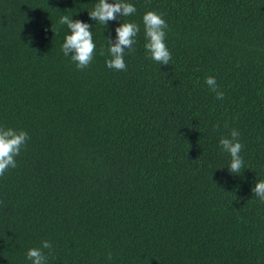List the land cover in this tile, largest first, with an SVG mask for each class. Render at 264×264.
<instances>
[{"label": "trees", "instance_id": "16d2710c", "mask_svg": "<svg viewBox=\"0 0 264 264\" xmlns=\"http://www.w3.org/2000/svg\"><path fill=\"white\" fill-rule=\"evenodd\" d=\"M97 2L0 0V126L29 135L0 177V264H31L44 240L47 264H264V0H125L136 13L106 26ZM147 11L170 65L145 50ZM62 15L92 25L84 70ZM123 22L140 32L115 71L105 38ZM232 129L239 175L219 144Z\"/></svg>", "mask_w": 264, "mask_h": 264}, {"label": "clouds", "instance_id": "9594fccd", "mask_svg": "<svg viewBox=\"0 0 264 264\" xmlns=\"http://www.w3.org/2000/svg\"><path fill=\"white\" fill-rule=\"evenodd\" d=\"M136 7L125 2V0H98L93 9L88 12L90 20L96 21L106 26L109 21H115L118 17H128L135 14ZM143 26L146 43L144 45L149 58L160 65H170L172 59L171 53L167 48L166 29L168 24L162 15L155 11H147L143 15ZM61 25H67L70 34L66 35L61 50L65 56H70L71 60L79 70L89 67L96 51V44L93 41L92 25L81 20H73L67 15H62L58 21ZM140 32V27L134 22H123L115 28L116 37L113 41L110 37L105 38L107 41V54L110 56L105 61L106 66L115 71H126L127 65L124 61L126 50L128 53L134 51L133 44L135 38ZM100 55H105L104 48H101ZM205 83L211 91L216 93V99L222 100L224 92L219 90L215 77L208 76ZM219 127V125H215ZM240 133L232 129L228 137H222L219 140L221 149L231 157L230 165L227 167L231 174L239 175L244 168V161L240 153L243 145L239 142ZM29 135L24 130L5 128L0 126V177L10 168L17 167L16 157L20 155L21 150L26 146ZM252 192L259 200L264 203V180L256 182ZM49 250L51 255L53 246L44 240L41 246L28 249L26 258L31 264H47L48 256L43 251ZM111 253H108V259H111Z\"/></svg>", "mask_w": 264, "mask_h": 264}]
</instances>
